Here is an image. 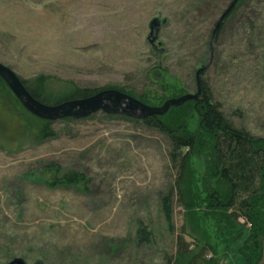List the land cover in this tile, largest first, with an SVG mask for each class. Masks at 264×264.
Segmentation results:
<instances>
[{"label":"rangeland","instance_id":"rangeland-1","mask_svg":"<svg viewBox=\"0 0 264 264\" xmlns=\"http://www.w3.org/2000/svg\"><path fill=\"white\" fill-rule=\"evenodd\" d=\"M230 1L0 0V64L43 91L48 106L77 100L67 99L77 87L106 86L160 106L166 99L157 105L153 95L165 86L182 87L178 96L194 93L196 70L210 61L200 83L237 127L264 138V0H244L242 16L224 25L210 55L211 30ZM154 67L161 75L148 73ZM9 90L0 78V264L14 257L27 264H175L179 238L198 255L196 264H244L247 231L218 228L203 204L183 209L173 190L171 225L164 220L161 197L176 172L161 133L97 111L51 121L53 135L38 140L42 122ZM197 124L193 114L188 127ZM188 168L187 185L197 194L203 165L193 157ZM71 171L84 182L47 185ZM210 186L225 190L221 180ZM139 225L151 239L136 245Z\"/></svg>","mask_w":264,"mask_h":264},{"label":"trees","instance_id":"trees-1","mask_svg":"<svg viewBox=\"0 0 264 264\" xmlns=\"http://www.w3.org/2000/svg\"><path fill=\"white\" fill-rule=\"evenodd\" d=\"M243 2L244 0H238L225 17L214 35V41L228 21H236L237 17L242 16L241 11L237 12L243 6ZM241 19L242 17L237 21L241 22ZM158 68L154 67L148 73L161 75ZM205 71L201 72V75ZM164 75H166L165 72ZM169 79L177 82L175 77ZM21 82L33 98L42 103H50V101H46L43 91L35 85L30 87L27 82ZM167 87L162 89L164 94L153 95L154 98L159 99L157 105L167 99V92L171 93V97H177L179 89L182 92V87L172 91ZM109 89L118 90L130 96L132 94L118 86H106L98 89L77 87L74 90L75 93L67 99L87 98ZM137 99L145 104L155 105L156 103L143 94ZM52 103H59V100ZM193 114L198 117V124L194 130H190L188 120ZM34 117L42 122L38 140L50 138L53 135L49 128L52 122ZM64 119L70 120L71 118ZM135 121L161 133L169 144V161L175 169L176 176L169 190L161 197V212L168 226L172 221L173 190H175L177 201L183 209L191 210L203 204L204 209L213 216V221L218 228L225 226L234 230L239 227L238 230L235 229L234 234H239L241 229H245L248 233L244 241L246 245L240 248L245 259L244 264H258L262 257L264 239V138L250 135L247 130L237 127L230 118L226 117L219 109V104L213 100L211 90L202 78L200 99L197 103L188 101L180 106L170 107L162 115L146 116ZM193 157L203 165L199 181L201 188L199 193L196 191L198 195L187 185L188 163ZM83 180L82 174L71 171L54 175L47 180V185H78L83 183ZM220 180L225 184L223 192H218L210 186ZM240 215L245 219L243 225L238 222ZM150 239L151 233L139 225L135 234L136 245L147 243ZM177 243L179 244V253L175 264H196L198 255L191 254V250L188 249L189 245L182 238H179ZM205 247L208 248V246Z\"/></svg>","mask_w":264,"mask_h":264},{"label":"water","instance_id":"water-1","mask_svg":"<svg viewBox=\"0 0 264 264\" xmlns=\"http://www.w3.org/2000/svg\"><path fill=\"white\" fill-rule=\"evenodd\" d=\"M238 0H231L216 20L208 41L209 53L212 52V41L217 29L222 24L225 17L234 8ZM157 18L150 22V32L148 38H155L157 32ZM210 62V61H209ZM209 62L199 67L195 73V91L192 94H183L179 97L166 99L160 106H150L138 99L122 93L118 90H102L92 96L83 99L63 102L54 106L45 105L35 98L25 89L21 80L6 66L0 64V78L6 83L10 91L17 98L23 108L30 114L44 120L54 121L63 118H84L97 111H102L111 115H125L134 119H143L146 116L162 115L169 107L178 106L187 100H197L200 95L199 73L206 69ZM160 64V62L158 63ZM5 264H27L20 257H14ZM33 264H42L36 261Z\"/></svg>","mask_w":264,"mask_h":264},{"label":"flooded vegetation","instance_id":"flooded-vegetation-1","mask_svg":"<svg viewBox=\"0 0 264 264\" xmlns=\"http://www.w3.org/2000/svg\"><path fill=\"white\" fill-rule=\"evenodd\" d=\"M181 96V95H180ZM177 97H179V96H177ZM174 98V97H173ZM200 99V95L198 96V99L197 100H187V101H185V102H188V101H194V102H198V100ZM185 102H183V103H185ZM182 103V104H183ZM182 104H180V105H182ZM147 105H150V104H147ZM180 105H178V106H180ZM150 106H155V105H150ZM171 107H173V106H171ZM170 108V107H169Z\"/></svg>","mask_w":264,"mask_h":264}]
</instances>
